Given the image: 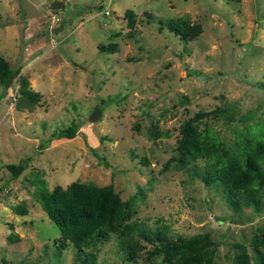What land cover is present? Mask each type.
Instances as JSON below:
<instances>
[{
  "label": "rangeland",
  "instance_id": "obj_1",
  "mask_svg": "<svg viewBox=\"0 0 264 264\" xmlns=\"http://www.w3.org/2000/svg\"><path fill=\"white\" fill-rule=\"evenodd\" d=\"M169 18L199 31L182 40ZM0 54L20 74L0 97V264H85L33 197L35 175L48 189L110 184L148 227L206 234L210 264H234L241 251L253 264L264 182L257 208H231L174 153L197 110H211L197 126L229 151L239 136L263 137L264 0H0ZM20 76L37 98L20 96ZM72 124V137L51 136ZM136 244L124 260L111 235L87 264H162L150 243Z\"/></svg>",
  "mask_w": 264,
  "mask_h": 264
},
{
  "label": "trees",
  "instance_id": "obj_2",
  "mask_svg": "<svg viewBox=\"0 0 264 264\" xmlns=\"http://www.w3.org/2000/svg\"><path fill=\"white\" fill-rule=\"evenodd\" d=\"M124 13L131 25L132 11L128 9ZM165 25L182 40L199 31L197 24H188L182 18L166 19ZM19 75V66H11L0 54V97L12 79ZM17 91L27 99L39 95L28 86L24 76H20ZM210 111L197 110L183 119L175 143V158L179 165L189 167L204 185L217 188L229 207L237 208L242 200L257 208V189L264 182V135L253 139L239 136L236 149L229 151L209 126H197L196 121L210 115ZM75 129L73 124L67 125L51 136L69 138L74 135ZM199 159L203 161L201 165L197 164ZM23 166L9 165L13 175ZM31 182L34 185L33 197L56 225L61 239L70 242L79 263L93 262L88 249L114 235L121 256L127 261L135 260L136 243L143 240L152 245L149 254L158 255L162 264H210V250L207 248L210 241L206 234L173 236L167 232L165 223L148 227L133 218L131 201L120 200L110 184L97 186L73 180L64 187L54 185L48 189L39 175H35ZM253 243V264H264V233L255 234ZM234 264L251 263L249 256L241 251L235 254Z\"/></svg>",
  "mask_w": 264,
  "mask_h": 264
},
{
  "label": "water",
  "instance_id": "obj_3",
  "mask_svg": "<svg viewBox=\"0 0 264 264\" xmlns=\"http://www.w3.org/2000/svg\"><path fill=\"white\" fill-rule=\"evenodd\" d=\"M98 109L94 108L91 113L88 115V120L92 121L97 117Z\"/></svg>",
  "mask_w": 264,
  "mask_h": 264
}]
</instances>
